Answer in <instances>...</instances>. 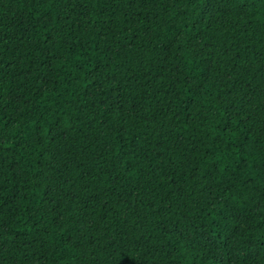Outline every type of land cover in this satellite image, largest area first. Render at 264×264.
Here are the masks:
<instances>
[{
    "label": "trees",
    "instance_id": "trees-1",
    "mask_svg": "<svg viewBox=\"0 0 264 264\" xmlns=\"http://www.w3.org/2000/svg\"><path fill=\"white\" fill-rule=\"evenodd\" d=\"M0 264H264V0H0Z\"/></svg>",
    "mask_w": 264,
    "mask_h": 264
},
{
    "label": "snow or ice",
    "instance_id": "snow-or-ice-1",
    "mask_svg": "<svg viewBox=\"0 0 264 264\" xmlns=\"http://www.w3.org/2000/svg\"><path fill=\"white\" fill-rule=\"evenodd\" d=\"M206 2L208 3L209 6H211L213 3V0H206ZM216 2H218V0H216ZM0 227H2V225H0Z\"/></svg>",
    "mask_w": 264,
    "mask_h": 264
}]
</instances>
